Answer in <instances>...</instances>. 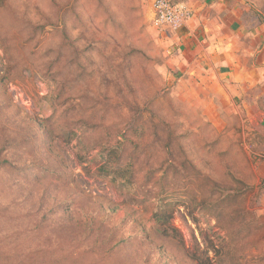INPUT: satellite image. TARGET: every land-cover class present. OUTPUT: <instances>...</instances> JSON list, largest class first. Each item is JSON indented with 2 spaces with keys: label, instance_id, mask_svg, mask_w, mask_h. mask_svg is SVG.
I'll return each mask as SVG.
<instances>
[{
  "label": "rangeland",
  "instance_id": "1",
  "mask_svg": "<svg viewBox=\"0 0 264 264\" xmlns=\"http://www.w3.org/2000/svg\"><path fill=\"white\" fill-rule=\"evenodd\" d=\"M242 1L264 28V0ZM152 4L0 0V44L17 32L29 33L23 24L30 23L40 46L75 43L81 61L86 50L97 70L124 59L134 82L148 86L131 118L154 121L157 130L173 121V130L183 133L179 144L187 142L188 160L204 165V177L222 187L241 181V215L232 214L226 203L218 215L204 212L200 198H188L180 187L168 198L176 232L170 239L160 232L151 237V228L162 229L150 220L143 197L97 176L95 153L85 157L74 140L64 143L43 132V120L51 119L47 125L53 130L65 120L52 115L51 87L32 70L10 83L7 76L14 73H8L0 47V130L15 134L16 141L0 156V258L30 254V264H192L194 257L210 264H264V85L244 101L243 95L225 97L223 88L208 82L186 81L183 71L172 69L175 31L154 25ZM263 59L260 48L254 60L264 66ZM89 226L106 238L100 243L108 250L104 256L90 250L97 236L88 234Z\"/></svg>",
  "mask_w": 264,
  "mask_h": 264
},
{
  "label": "trees",
  "instance_id": "2",
  "mask_svg": "<svg viewBox=\"0 0 264 264\" xmlns=\"http://www.w3.org/2000/svg\"><path fill=\"white\" fill-rule=\"evenodd\" d=\"M23 26L29 33L26 30V33L17 32L9 43L1 39L0 47L7 59L8 73H14L7 76V80L10 83L21 81L23 73L32 70L47 82L52 89V115L65 120L61 119L55 130L47 125L51 119L43 120V132L49 137L56 134L64 143L74 140L81 149L80 154L85 157L95 153L91 162H94L97 176L107 179L117 189H126L143 197L145 204L151 207L150 220L155 227L162 229L151 228V237V233L160 232L170 239V233L176 232L171 226L173 208L168 198L173 197V190L180 187L188 198H200L198 205L204 212L212 209L218 215L226 203L232 214L241 215L238 212L240 209L243 211L240 197L244 194L242 189H245L241 181L234 179L222 187L220 183L204 177V165H195L188 160L191 152L185 147L187 142L182 140L179 144L183 133L173 130V121L170 124L164 122L165 130H157L154 121L141 123V120L131 118L132 114L140 111L138 98L142 89L147 90L148 86L145 88L143 81L134 82L124 59L117 65L107 63L102 70H97L98 62H93L91 56L87 57L86 50L81 61V50L75 43L65 47L58 41L42 47L41 40L35 35V25L24 23ZM144 80H148L145 74ZM64 101L69 106L65 110ZM151 113L153 117L156 115L154 110ZM133 121L137 123L132 124ZM31 131L35 138V130ZM13 143H16L15 134L0 130V156L3 157L6 154L3 150H8ZM176 157L182 159L179 164ZM96 230L90 226L87 228L89 235H96ZM95 239L90 250L104 256L108 250H105V244L100 243L106 242V238L99 233ZM29 257L30 254L16 260V256L7 254L0 258V264H30ZM190 261L192 264H210L208 260L194 257Z\"/></svg>",
  "mask_w": 264,
  "mask_h": 264
},
{
  "label": "crops",
  "instance_id": "3",
  "mask_svg": "<svg viewBox=\"0 0 264 264\" xmlns=\"http://www.w3.org/2000/svg\"><path fill=\"white\" fill-rule=\"evenodd\" d=\"M188 3L190 23L171 32L173 71H183L188 82L200 80L202 85L223 88L225 97L243 95L244 101L249 94L256 97L258 85H264V66L254 60L264 49L263 26L242 0Z\"/></svg>",
  "mask_w": 264,
  "mask_h": 264
},
{
  "label": "built area",
  "instance_id": "4",
  "mask_svg": "<svg viewBox=\"0 0 264 264\" xmlns=\"http://www.w3.org/2000/svg\"><path fill=\"white\" fill-rule=\"evenodd\" d=\"M189 0H153V23L158 28L180 30L190 23L192 11Z\"/></svg>",
  "mask_w": 264,
  "mask_h": 264
}]
</instances>
